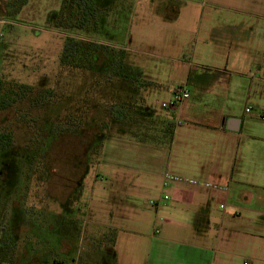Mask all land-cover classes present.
Returning <instances> with one entry per match:
<instances>
[{
  "label": "rangeland",
  "instance_id": "rangeland-1",
  "mask_svg": "<svg viewBox=\"0 0 264 264\" xmlns=\"http://www.w3.org/2000/svg\"><path fill=\"white\" fill-rule=\"evenodd\" d=\"M213 2L93 0L99 16L94 15L89 28L82 29L78 23L69 27L62 22V0H28L21 6L19 1L0 0V83L25 82L63 94L59 102L31 107L28 100H22L0 113V130H11L14 136L0 168V200L7 204V217L12 220L16 236L13 264L114 263L106 250L108 246L103 244L104 234L111 229L106 227V220L90 218L87 206L96 193L105 190L102 186H108L112 152L131 154L133 168L137 163L133 158L135 150L144 153L143 147L149 148L131 142L126 135L113 134L103 140L104 147L99 152L92 154L101 130L97 124L77 131L64 130L70 105L67 91L76 94L81 86L71 80L69 72L60 71L66 37L78 34L128 49L131 64L146 71L156 84L165 85L164 90H150L146 98L157 110H164L162 103L170 101L174 83H182L190 71L193 76L200 68L178 64L180 60L199 63L192 56L193 49L200 47L203 39H210L207 31L200 35L199 29L207 28L213 16L227 11ZM177 66L181 69L178 76L174 70ZM68 83L73 87L68 88ZM26 154H36L27 165L23 162ZM152 196L145 192L140 202L147 204ZM71 217L78 220L74 227L68 224ZM132 224L134 221L126 222L123 229L142 234L127 235L122 231L118 246L122 255L129 252L125 256L127 263L144 264L152 242L144 234H153L159 223L151 216V221L138 229ZM252 233L249 241L254 239L255 246L240 248V256L231 259L233 264H245L246 258L250 264H264V228H254ZM251 256L256 259H249ZM0 264L10 263L0 260Z\"/></svg>",
  "mask_w": 264,
  "mask_h": 264
},
{
  "label": "crops",
  "instance_id": "crops-1",
  "mask_svg": "<svg viewBox=\"0 0 264 264\" xmlns=\"http://www.w3.org/2000/svg\"><path fill=\"white\" fill-rule=\"evenodd\" d=\"M213 3L227 11L199 29L200 35L207 31L210 37L193 49L199 63L178 64L200 68L174 83L170 100L181 85L191 94L178 106L164 107V101V110H157L146 98L152 89L166 87L144 71L146 79L154 81L143 94L146 124L142 132L126 136L149 148L143 147L144 153L135 150L133 168L131 154L112 152L108 186H102L105 190L87 206L90 218L106 220V227L116 233V241L107 247L112 264H132L125 257L129 252L122 255L118 246L120 232L142 234L123 229L129 221L136 229L148 224L151 216L159 223L153 234H144L152 240L144 264H233L240 248L255 246L254 239L249 241L252 229L264 228V0ZM174 70L178 76L180 67ZM165 170L229 190L165 187ZM145 192L159 204H142L139 198ZM165 194L170 196L167 201Z\"/></svg>",
  "mask_w": 264,
  "mask_h": 264
},
{
  "label": "trees",
  "instance_id": "trees-1",
  "mask_svg": "<svg viewBox=\"0 0 264 264\" xmlns=\"http://www.w3.org/2000/svg\"><path fill=\"white\" fill-rule=\"evenodd\" d=\"M13 1H19L21 6L28 0ZM61 12L65 25L71 27L78 23L82 29L89 28L94 15L99 16V10L94 8L93 0H62ZM95 20L97 26L98 20ZM128 55L126 48L93 41L83 35L72 34L66 37L59 59L60 71L69 72L71 80L78 81L81 86L76 94H68L69 90L67 91V103L70 101V105L66 110L64 130L77 131L87 125L97 124L101 130L92 154L104 147L103 140L108 135H132L135 133L133 131L142 132L146 124L143 120L146 112L143 94L152 82L146 79L143 69L128 61ZM70 84L68 83V88L73 87ZM62 96V92L57 89H38L25 82L2 80L0 113L22 100H28L31 107H34L59 102L60 99L63 100ZM136 128L137 130H134ZM172 132L171 127L167 133L171 136ZM13 142L11 130H0V168L4 163L1 158L12 148ZM35 156L36 154H26L24 159L22 158L23 162L27 165ZM7 219V204L0 200V260L13 264L16 259V236L11 226V218L8 221ZM73 220L72 217L69 219L68 224L71 227L78 223V220ZM104 239V246L113 245L116 241L114 229L105 233Z\"/></svg>",
  "mask_w": 264,
  "mask_h": 264
},
{
  "label": "built area",
  "instance_id": "built-area-1",
  "mask_svg": "<svg viewBox=\"0 0 264 264\" xmlns=\"http://www.w3.org/2000/svg\"><path fill=\"white\" fill-rule=\"evenodd\" d=\"M190 90L187 87V85H181L176 88H174L172 99L168 103H164L163 106L167 107L169 105H175L178 106L182 104L190 95ZM252 107L248 106L247 110L251 111ZM163 184L165 187H169L174 184L179 185H185V186H191V187H198V188H208L210 190L215 191H227L229 190V186L220 185V184H214L211 183L208 180H199L194 179L191 177L183 176L177 173H173L171 170H165L163 173ZM164 200L167 201L170 199V196L168 194L164 195ZM150 203L153 206H157L159 204L158 200H150ZM159 230H157L158 232ZM245 264H250L249 261H247Z\"/></svg>",
  "mask_w": 264,
  "mask_h": 264
}]
</instances>
